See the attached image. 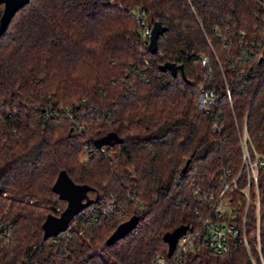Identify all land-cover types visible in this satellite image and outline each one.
<instances>
[{
  "label": "trees",
  "instance_id": "16d2710c",
  "mask_svg": "<svg viewBox=\"0 0 264 264\" xmlns=\"http://www.w3.org/2000/svg\"><path fill=\"white\" fill-rule=\"evenodd\" d=\"M131 9L164 27L153 54ZM200 89L215 96L206 111ZM243 129L264 153V0H28L0 34V264H151L236 173ZM110 132L119 142L96 149ZM59 170L89 203L43 240L44 218L65 205L51 191ZM257 187L264 243V165ZM254 216L250 205L248 227ZM186 264L251 263L230 238Z\"/></svg>",
  "mask_w": 264,
  "mask_h": 264
},
{
  "label": "built area",
  "instance_id": "2783aa9c",
  "mask_svg": "<svg viewBox=\"0 0 264 264\" xmlns=\"http://www.w3.org/2000/svg\"><path fill=\"white\" fill-rule=\"evenodd\" d=\"M130 13L137 20L139 39L146 45L151 24H148L141 11L131 9ZM214 98L213 91L200 89L196 96L197 109L206 111ZM81 154L91 156L92 151L84 145ZM263 165L264 153L257 152L247 145L243 129L240 139V161L236 173L231 177H228L227 173L223 175L216 191L208 195V207L199 218L198 226L184 230L177 238L170 254L156 253L151 259V264H186L190 255L200 252L219 255L227 250L230 238H237L242 243L251 264H264L257 187L258 170ZM250 205L255 207V216L254 222L248 227L247 212ZM113 209V203L109 202L101 212L108 213Z\"/></svg>",
  "mask_w": 264,
  "mask_h": 264
},
{
  "label": "water",
  "instance_id": "95a60500",
  "mask_svg": "<svg viewBox=\"0 0 264 264\" xmlns=\"http://www.w3.org/2000/svg\"><path fill=\"white\" fill-rule=\"evenodd\" d=\"M28 0H0L2 11L0 15V34L5 30L8 22L13 14L25 5ZM164 31V27L156 21H153L150 26V32L146 49L150 54L156 50V40L158 35ZM160 71H168L172 76L178 70L181 73V67L175 66L172 63H163L158 66ZM119 142V137L115 133H107L93 141V146L99 149L103 146L111 147ZM187 161L185 163V166ZM88 188L85 185L73 183L63 170H59L51 186V191L56 194L57 198L65 202V207L58 215H47L41 223L42 239L55 237L65 231L73 217L78 214L88 203L86 192ZM137 223V217L132 216L127 220L119 223L115 229L105 239L104 245L109 246L118 239L128 233ZM185 229L176 230L173 233L165 236L168 246V254H170L177 238L184 232Z\"/></svg>",
  "mask_w": 264,
  "mask_h": 264
},
{
  "label": "rangeland",
  "instance_id": "374dc122",
  "mask_svg": "<svg viewBox=\"0 0 264 264\" xmlns=\"http://www.w3.org/2000/svg\"><path fill=\"white\" fill-rule=\"evenodd\" d=\"M145 18H146V20L149 22L150 21V16H145ZM64 204L63 203H61V204H59L58 206H57V210H59V212H58V214L62 211V209L64 208ZM57 215V214H56ZM55 215V216H56Z\"/></svg>",
  "mask_w": 264,
  "mask_h": 264
}]
</instances>
